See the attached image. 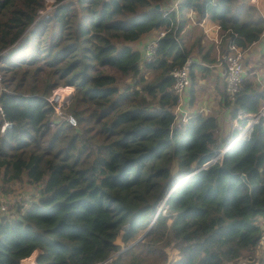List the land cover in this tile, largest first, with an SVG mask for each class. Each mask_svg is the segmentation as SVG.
I'll return each instance as SVG.
<instances>
[{
	"label": "trees",
	"instance_id": "trees-1",
	"mask_svg": "<svg viewBox=\"0 0 264 264\" xmlns=\"http://www.w3.org/2000/svg\"><path fill=\"white\" fill-rule=\"evenodd\" d=\"M56 1L49 20H36L44 0H0V129L7 122L0 178L25 174L41 184L37 200L0 212V264H33L35 251L36 264H237L242 257L264 264V253L254 258L264 215V118L203 167L228 139H218L210 114L175 123L170 75L189 56L179 38L189 11L219 25L220 51L232 44L245 51L264 25L255 6L181 0L166 11L167 0H77L78 8ZM154 29L167 32L155 59L143 62L126 43ZM200 56L207 65L215 59L212 48ZM195 67L209 69L193 60L191 76ZM115 71L132 83L120 89ZM62 84L75 89L67 111L76 127L48 100ZM263 103L264 89L250 75L233 103L226 100L231 119ZM171 188L166 214L159 211L136 241ZM170 248L178 255L166 263Z\"/></svg>",
	"mask_w": 264,
	"mask_h": 264
},
{
	"label": "rangeland",
	"instance_id": "rangeland-1",
	"mask_svg": "<svg viewBox=\"0 0 264 264\" xmlns=\"http://www.w3.org/2000/svg\"><path fill=\"white\" fill-rule=\"evenodd\" d=\"M57 2L58 1H56V0H44L43 7H41L40 9L37 10L36 17H35L36 20H41V19L49 20L48 16H50V14L52 13L54 7L57 5ZM60 2L66 3V4L68 2V3L73 4L74 5L73 7L78 8L77 0H61ZM186 20H187L186 24L184 26L183 31L180 32L179 38L182 41V43L184 44V46L188 49V53H189L188 57H190L191 59H193L197 62H200L201 65L206 66V63H203L201 61L200 53L201 52L203 53L208 48H212V55L214 57L216 56L217 50L215 51V43L212 40V37L214 36V32H212L211 30H207L208 33H206L204 30V27L206 24L201 23L202 18H199L197 16L194 17L192 15V11L188 12V15H186ZM28 29H29V27L26 30H28ZM202 39H205L204 43L201 42ZM197 41H198V45H196ZM128 43L129 42H127L126 44H128ZM144 70L145 69H143V71ZM117 73H118L117 71L113 72V74H115L119 78L118 87L120 89H122L124 87V85L132 83V80L130 78L126 79L122 75L117 74ZM205 73L208 75V78H211L213 75L211 72V68H209L205 71H201V70H199L198 67H195L194 73H193L194 77L192 76L193 83L191 84L190 88H187L183 91V93H185L186 91L189 92L188 105L192 106V109L187 108L188 112L190 110H198L199 108H202L203 105L197 106L195 104H201L202 102H204V100L207 97L206 92H205V90H206L205 85H200L197 81L199 76L203 75ZM5 74L7 76L11 75V71H5ZM145 74L148 77H152V71L151 70H147L145 72ZM245 74H246V72H245ZM1 75H2V72L0 71V83H1V86L5 89L4 84L1 82ZM61 89H63V90H61ZM55 91H58L56 94L57 97H60V95L63 96L60 100H54L53 99ZM74 93H75V89L73 86H70L69 84H62L61 86L55 88L52 91L51 95L49 96L48 100H49V102H51V104H53V107H55L54 108L55 112L58 114V117L60 119L66 120V118L68 116H70V113L67 111V108L74 98ZM157 100H158L157 98H154L153 102L157 103ZM207 100H209V99H207ZM263 105H264V103H263ZM209 109H210V111H208V113H214L213 105H211V107H209ZM173 110H175L174 107H173ZM176 115L177 116L182 115V117H185L186 113L182 112V110L179 106V109L176 110ZM242 121L243 120H240V122H239L240 125H243ZM245 122H247V120ZM228 123L229 124L226 125V127H228V131H227V134L224 138L221 139V137H222L221 134L224 133V130H221L220 128L218 129L217 135L219 134L220 140L225 141L226 138L228 140H230V138H234L233 134L235 131H237V129L235 130L236 127L233 128L232 135H231L232 137L230 136V138H229V133H230L229 129H230L231 125H233V121L230 120V122H228ZM222 124L225 127V125H224L225 123L223 121H222ZM76 126H77V123L74 127H76ZM231 129H232V127H231ZM237 133H239V132H237ZM227 141H225V142H227ZM175 172H176V170L174 169L173 174H175ZM40 189H41V184L40 183H36V184L29 183L27 181L25 174L21 179L12 180V181H5V180L0 178V203L1 202H7L6 212L13 214V207L19 206V205H21V206L27 205V203H25V199L27 201H29V199L32 197V195L34 193H39ZM2 199L6 200V201H3ZM257 222L259 223L261 229L263 230L264 229V215L261 216V218H258ZM121 246H123V243H121ZM254 253H255V255H254L255 261H258L263 256V253H264V236L263 235L261 237L260 244L255 249ZM177 255H178V252L175 248L168 249V255H167L166 263L175 259L177 257ZM247 262H249V259L247 257H242L238 260L237 264H247Z\"/></svg>",
	"mask_w": 264,
	"mask_h": 264
},
{
	"label": "built area",
	"instance_id": "built-area-1",
	"mask_svg": "<svg viewBox=\"0 0 264 264\" xmlns=\"http://www.w3.org/2000/svg\"><path fill=\"white\" fill-rule=\"evenodd\" d=\"M181 0H170L168 7H165L164 10L171 11V10H178V6ZM193 15V13H192ZM202 24H205L203 20H201ZM172 23L170 24L169 29L172 27ZM215 31L217 32L215 41L218 42L219 45L222 40V35L220 32V27L218 24H215L214 27ZM167 32L166 29H154L150 31V33L147 35L149 38L147 41H145V45L143 46V52H142V61H153L156 56V50L159 46V40L165 35ZM207 32V31H205ZM232 32V31H231ZM246 51V50H245ZM245 51H242L239 47L232 44L229 46L228 51H222L219 53L218 57L216 58L215 62L210 65V67L217 70L219 75L221 76L223 80V90L225 94V100L233 103V100L235 99L237 93L239 92L241 88V83L243 79L245 78V65H244V58H245ZM193 59L188 57L185 62L180 66H175L170 71V75L173 78V83L171 86V92L176 94L177 96L181 95L185 89L190 87L192 84V76L190 74V64L192 63ZM5 90L0 83V93L1 91ZM51 103V102H50ZM179 104H176L174 107L175 110L174 113L176 115V110L179 109ZM55 108V107H54ZM230 110V108L228 107ZM0 113L3 115L2 107L0 105ZM177 116V115H176ZM261 118H264V105L262 108L255 113H238L235 118L232 119L233 125L232 130L235 128L237 129L239 133H237L234 138H230L215 154L214 157H212L209 161L203 164V167H206L207 164L213 163L217 159H221L222 155L225 151H227L233 143L241 137L246 136V134L251 130V127L253 124H257ZM184 120L185 117H182ZM246 119L247 122L244 125H240V120ZM67 122L75 126L76 120L75 118L70 115L66 118ZM7 122H5L0 131L3 132L4 128L6 126ZM240 126H239V125ZM238 127V128H237ZM240 129V130H239ZM3 201H6L2 199ZM31 198L29 199V201ZM32 201V200H31ZM25 203L28 204V201L25 199ZM165 200L160 204L159 211L162 212V214H166V206H165ZM7 210V202H1L0 203V212H6ZM262 235L264 236V229L262 230ZM107 261L101 262L99 264H105Z\"/></svg>",
	"mask_w": 264,
	"mask_h": 264
},
{
	"label": "crops",
	"instance_id": "crops-1",
	"mask_svg": "<svg viewBox=\"0 0 264 264\" xmlns=\"http://www.w3.org/2000/svg\"><path fill=\"white\" fill-rule=\"evenodd\" d=\"M169 2H170V0H167L165 2V7H168ZM249 2L255 6L258 13L264 19V0H249ZM192 13H193L194 17L197 16L196 11L192 10ZM187 15H188V13H187ZM202 20L206 24L204 27V30L205 31L211 30L212 32H214V36L212 37V40L215 43V51L217 50V54L215 56V59L212 62V63H214L216 58L218 57L219 53L222 52L219 49V45L217 44L218 42L215 41V37L217 34L215 29L213 28L215 23H212L206 17H203ZM206 33H208V31ZM148 38H149V36L146 35L139 40L129 42L128 45L131 46L133 49L139 50L140 53L142 54L143 46L145 45V43H146L145 41H147ZM201 42L204 43L205 39H202ZM196 45H198V41H197ZM244 54H245L244 64H245V72H246L245 77H246V75H250L251 78L253 79L254 83L257 84L260 88L264 89V25H263L262 33H261L259 39L256 42L252 43V45L245 51ZM197 63L200 64V62H197ZM212 63H210L209 65L206 64V66L211 68V72L213 74L212 77L208 78V75L205 73L203 75H200L199 78L197 79L198 83L200 85H205V89H206L205 92H206L207 97L204 100V102H202L201 104H195L197 106L203 105L202 108H199L198 110H190L189 112L187 111V108L192 109V106L188 105L189 92L186 91L185 93L178 96V101H177V104L180 105L182 112L186 113L185 119L184 120L182 119V115L176 116V122L175 123L185 122L187 120L188 116L192 113H195L196 111L203 112L204 114L213 115L217 119L218 126H220L219 128L221 130H224V133L221 134L222 135L221 139H222L226 136L227 131H228V127H226V125H228L229 124L228 122H230V120H232L233 118L231 119L230 110L228 109V106L226 105L225 94H224V90H223V85H224L223 80H222L221 76L219 75V73L217 72V70L210 67V65ZM190 87H191V85H190ZM190 87H188V88H190ZM207 99H209V100H207ZM211 105H213L214 113H208V111H210L209 107H211ZM222 121L225 123L224 124L225 127L223 126ZM231 127H232V125H231ZM231 127L229 129V132H230L229 137L232 135V131H233L231 129ZM217 136L219 139V134ZM220 141L223 142V140H220ZM37 195L39 196V193H34L31 197V200L32 201L37 200V198H38ZM1 214H3V213H1ZM258 218H261V216ZM38 252L39 251H35L34 258H33V264H36L35 257L38 254ZM22 261H21V264H22ZM28 264H30V262H28Z\"/></svg>",
	"mask_w": 264,
	"mask_h": 264
},
{
	"label": "water",
	"instance_id": "water-1",
	"mask_svg": "<svg viewBox=\"0 0 264 264\" xmlns=\"http://www.w3.org/2000/svg\"><path fill=\"white\" fill-rule=\"evenodd\" d=\"M155 8H156V9L160 8V4H155ZM226 144H227V143H226ZM195 171H196V170H193L192 172H190V173L184 175L183 177H181V179H182V180L185 179L186 176H189L190 174H192V173L195 172ZM241 177H242L243 180L247 183L246 176H245V175H242ZM174 187H175V186H174ZM174 187H173V188H174ZM173 188H171V190L168 191V192L166 193V195H165V197L163 198V200L161 201V203H162L164 200L167 199V196H168L169 193L173 190ZM159 206H160V205H159ZM159 206H158V208H157L156 214L154 215L151 224L148 226V228L145 230V232H144V233H143V234H142V235H141L136 241H140V240L146 235V233L149 231L151 225L153 224V222H154V220H155V218H156V216H157V214H158V212H159ZM136 241H135V242H136ZM135 242H133L132 244H134Z\"/></svg>",
	"mask_w": 264,
	"mask_h": 264
},
{
	"label": "bare ground",
	"instance_id": "bare-ground-1",
	"mask_svg": "<svg viewBox=\"0 0 264 264\" xmlns=\"http://www.w3.org/2000/svg\"><path fill=\"white\" fill-rule=\"evenodd\" d=\"M57 90H58V89H57ZM61 90H63V89H61ZM57 92H58V91H55V93H54V98H53L54 100H60V99L63 97L62 95H60V97H57V95H56ZM58 95H59V94H58Z\"/></svg>",
	"mask_w": 264,
	"mask_h": 264
}]
</instances>
